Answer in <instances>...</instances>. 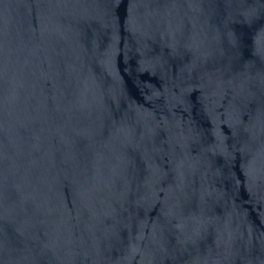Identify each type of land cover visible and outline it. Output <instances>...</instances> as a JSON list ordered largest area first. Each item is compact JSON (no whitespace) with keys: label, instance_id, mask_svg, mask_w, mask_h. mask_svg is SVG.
<instances>
[{"label":"water","instance_id":"water-1","mask_svg":"<svg viewBox=\"0 0 264 264\" xmlns=\"http://www.w3.org/2000/svg\"><path fill=\"white\" fill-rule=\"evenodd\" d=\"M0 264H264V0H0Z\"/></svg>","mask_w":264,"mask_h":264}]
</instances>
